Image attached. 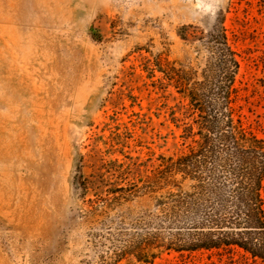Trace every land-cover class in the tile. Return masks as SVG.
<instances>
[{"label": "rangeland", "instance_id": "obj_1", "mask_svg": "<svg viewBox=\"0 0 264 264\" xmlns=\"http://www.w3.org/2000/svg\"><path fill=\"white\" fill-rule=\"evenodd\" d=\"M218 27L235 108L262 138L264 0H0V264H140L137 247L148 264H246L189 250L211 148L181 191L159 175L211 131L229 76Z\"/></svg>", "mask_w": 264, "mask_h": 264}, {"label": "trees", "instance_id": "obj_2", "mask_svg": "<svg viewBox=\"0 0 264 264\" xmlns=\"http://www.w3.org/2000/svg\"><path fill=\"white\" fill-rule=\"evenodd\" d=\"M214 34L218 47L226 55L229 76L227 85L211 102V131L204 127L198 129V140L192 141L195 146L189 154L162 158L159 175L166 178L171 189L181 191L182 184L189 183L186 177L200 164L197 156L204 149L211 148V187L206 189L199 181L194 187L195 190H204L197 195L198 199H203L201 202H208L209 223L205 227L208 229L205 232L204 227L200 229L201 233L197 234L189 250L229 253L237 248L243 252L246 264H264V137L256 136L245 127L235 108L238 95L234 77L239 69L238 63L223 29L215 28ZM214 112L220 113V117L212 115ZM191 130L189 126L185 132L190 134ZM178 176L180 182L175 181ZM80 187L83 189L84 185ZM189 203L185 201V207L195 210L196 207L188 206ZM143 248H136L139 253L135 259L140 264H148L154 255L142 253L145 252ZM232 264L235 263L232 261Z\"/></svg>", "mask_w": 264, "mask_h": 264}]
</instances>
